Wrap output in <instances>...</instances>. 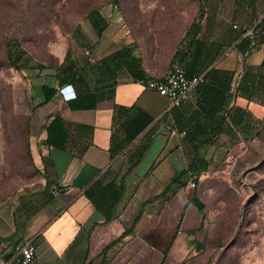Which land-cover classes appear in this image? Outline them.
I'll use <instances>...</instances> for the list:
<instances>
[{"label": "crops", "instance_id": "0c3cea01", "mask_svg": "<svg viewBox=\"0 0 264 264\" xmlns=\"http://www.w3.org/2000/svg\"><path fill=\"white\" fill-rule=\"evenodd\" d=\"M222 3L203 1L204 27L210 9ZM237 9L241 19L233 31L222 30L218 21L213 25L215 34L227 38L224 55L234 51V57L208 64L179 107L168 110L167 99L123 69L97 84L92 69L83 86H61L37 108L30 135L39 177L0 205V264H17L14 256L27 241L40 264H167L179 240L206 227V203L190 181L209 168L210 149L253 140L264 115V7L252 11L245 0ZM253 25L255 38L240 35ZM204 35L196 37L206 46L211 37L203 41ZM189 43L177 45L159 69L156 55L142 54L147 76L161 78L172 66H185ZM122 48L108 46L91 65ZM178 48L181 56L175 55ZM54 79L56 85H48L57 88ZM258 84L261 94L248 97ZM84 89L95 91V107L70 109L67 101ZM57 115L65 127L52 146L47 125ZM199 148L206 150L196 154Z\"/></svg>", "mask_w": 264, "mask_h": 264}, {"label": "rangeland", "instance_id": "374dc122", "mask_svg": "<svg viewBox=\"0 0 264 264\" xmlns=\"http://www.w3.org/2000/svg\"><path fill=\"white\" fill-rule=\"evenodd\" d=\"M242 1L223 0L219 9H210L207 24L200 26L203 41L211 37L200 66L234 57V51L224 55L227 38L215 34L213 25L218 21L222 30L233 31ZM248 1L252 11L264 7V0ZM96 8L107 24L100 38L85 18ZM197 8V0H0V205L39 177L32 119L41 100L39 87L56 85V69L67 47L71 58L93 64L108 46H121L144 58L156 55L159 69L199 14ZM77 25L80 34L75 35ZM10 38L32 59L25 70L14 69L5 59ZM260 120L253 140L207 153L209 168L196 186L206 203L208 223L179 240L167 264H264V115ZM206 148L195 152L202 154Z\"/></svg>", "mask_w": 264, "mask_h": 264}, {"label": "trees", "instance_id": "16d2710c", "mask_svg": "<svg viewBox=\"0 0 264 264\" xmlns=\"http://www.w3.org/2000/svg\"><path fill=\"white\" fill-rule=\"evenodd\" d=\"M198 1V15L190 26L188 27L184 37L182 38L181 42H179L178 46H180V43L182 44L184 41L189 39V49L187 52H185V58L190 57L188 61L184 62V67L186 68L187 75L189 77L193 75H199L200 72L203 70L205 71L212 62H209L207 65L202 64L199 60L198 67L195 65L196 59H200L202 57L203 52L205 51L204 44L202 43L200 37H196L201 31V20L204 16V0H197ZM85 18L90 23L91 27L95 31L96 35L98 37L101 36L102 32L105 30L107 24L105 18L102 16L100 10L98 8L92 9L88 12V14L85 16ZM200 22V23H199ZM79 26L77 25L75 28V31L73 34H80ZM236 28V27H233ZM245 27H243L240 30V35L245 32ZM250 38V37H249ZM252 39V38H250ZM71 49L70 47H67L64 59L62 63L58 66L55 73V78L57 81V88L54 86L48 85V84H42L40 86L41 93H42V102L38 104V106L47 103L48 101L52 100L54 96L56 95L58 88L65 85H74L78 84L80 86L84 85V78L85 75H90L91 70H95L96 73L99 75L97 77V83L102 82L103 80H106V78L112 77V75H115L117 70H125L129 76L132 79H144V78H150L147 76L146 72L143 70L141 66V57L138 54H135L132 50H129L128 48H122L120 52L115 53L113 56L110 57V60L107 58L102 59L98 62L96 65L89 64L86 67H82L80 63L74 59L71 58ZM176 56H181V51L178 48L175 52ZM5 59L8 61V63L16 70H25L27 66H29V61L32 60L31 57L27 54V52L20 46L19 42L14 39L10 38L5 43ZM197 64V63H196ZM264 65V63H263ZM29 68V67H28ZM214 67L212 66L210 69H208L204 76H207L211 73ZM86 70V71H85ZM87 73V74H86ZM248 73L244 72V75ZM260 86L258 85H252V90L249 91L248 97L251 95L256 94L257 88ZM264 89V87H263ZM97 89L95 88V91ZM95 91L93 93L88 92L87 89H84L82 94L76 95L75 98L70 99L67 101V105L72 110H85V109H93L96 105L95 102ZM245 92V91H244ZM257 94H261V89L257 91ZM64 124L59 115L55 116L47 125V137H46V143L48 145H55L54 140L57 139L60 133H63L64 131ZM257 135V134H256Z\"/></svg>", "mask_w": 264, "mask_h": 264}, {"label": "built area", "instance_id": "2783aa9c", "mask_svg": "<svg viewBox=\"0 0 264 264\" xmlns=\"http://www.w3.org/2000/svg\"><path fill=\"white\" fill-rule=\"evenodd\" d=\"M233 27H237L233 25ZM257 29L255 25L246 28L244 35L255 38ZM201 78L199 75L189 77L186 68L183 65L176 64L172 66L161 78H144L137 79L136 83L149 89H153L158 95L164 96L168 102V110L172 107H179L182 101L188 96L189 91L194 88ZM171 133L176 134V127L171 128ZM182 133H185L183 131ZM195 181H190V186L194 187ZM58 193L54 191V195ZM14 261L17 264H40L35 257V246L32 242H25L14 256Z\"/></svg>", "mask_w": 264, "mask_h": 264}]
</instances>
